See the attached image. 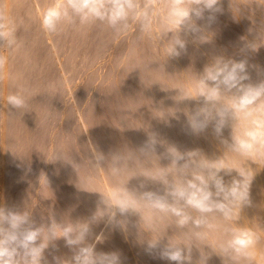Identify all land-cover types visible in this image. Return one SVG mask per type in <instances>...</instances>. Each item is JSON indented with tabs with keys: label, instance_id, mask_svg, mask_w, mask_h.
I'll return each instance as SVG.
<instances>
[{
	"label": "rangeland",
	"instance_id": "obj_1",
	"mask_svg": "<svg viewBox=\"0 0 264 264\" xmlns=\"http://www.w3.org/2000/svg\"><path fill=\"white\" fill-rule=\"evenodd\" d=\"M150 2L155 10L150 33L138 24L118 33L106 22L77 21L51 34L41 26L43 13L67 0H0V13L11 19L16 39L12 48H0L7 58L0 68V207L32 216L45 246L53 219L68 227L89 223L87 242L98 252L121 253L124 264L164 262L145 251L157 240L192 243L185 264H264V157L244 156L222 143L242 135L253 120L264 121V98L251 115L229 121L221 136L211 127L199 134L188 128L189 115L203 106V98H197L199 81L211 63L221 57L246 59V83L264 81V0H219L216 21L211 26L197 21L201 34L184 36L187 52L179 59L168 58L167 52L179 36V27L166 22L171 0ZM194 3L184 0L186 7ZM14 94L24 96L23 108L8 105ZM232 99L224 94L220 103ZM153 135L156 151L142 155L140 148ZM175 148L186 159L187 154L202 162L219 159L220 166L231 169L220 172L226 182L244 175L251 203L237 207L230 220L210 214L211 229H194L179 227L172 214L154 212L141 199L137 212L117 215L107 226L117 190L163 194L162 173L171 182H183L167 154H177ZM94 153L102 156V167L95 166ZM118 160L121 170L114 173ZM184 172L193 174L192 169ZM234 228L251 230L258 238L251 259H230L221 251L229 238L226 230ZM197 231H206L207 238H196ZM62 235L58 225L56 237ZM43 256L42 264H55L53 256L69 260L72 251L61 238Z\"/></svg>",
	"mask_w": 264,
	"mask_h": 264
},
{
	"label": "clouds",
	"instance_id": "obj_2",
	"mask_svg": "<svg viewBox=\"0 0 264 264\" xmlns=\"http://www.w3.org/2000/svg\"><path fill=\"white\" fill-rule=\"evenodd\" d=\"M219 0H195L191 7H186L184 0H171L168 7L166 22L179 27V36L169 45L168 58L179 59L187 52V41L184 36L201 34V27L197 21L207 20L209 26L217 19L216 14L221 11ZM207 13V15H205ZM155 10L150 0L141 4L139 0H67L66 4L49 7L41 18L42 28L51 34L63 30L66 23L79 22L81 25L96 21L106 22L118 33H126L133 24H138L140 31L150 33L153 27ZM183 34V35H182ZM202 35H199V38ZM16 43L11 19L0 13V48H12ZM7 62L4 55H0V68ZM246 59H231L221 57L218 62L211 63L205 68L199 81L203 106L196 107L188 117V128L192 134H199L212 128L217 136L222 135L224 127L229 121L239 119L241 114L251 115V110L258 106L264 98V81L253 84L248 73ZM230 94L233 99L230 104L220 103V97ZM12 109H21L26 100L23 95L14 94L7 98ZM157 139L151 136L140 148L142 155H150L156 151ZM232 151L244 156L264 157V121L256 119L252 126L242 135L233 136L231 142L222 141ZM176 149V148H175ZM177 154H167L181 171L184 179L181 183L168 180L167 174L162 173L160 180L165 185L163 194L145 191L139 196L135 192L117 190L114 193L115 203L111 205L108 225L116 220V216H124L129 212H137L136 205L143 201V206L158 213H170L177 218L179 227L191 225L194 229H211L209 215L219 213L226 220L232 219L237 207L249 205L250 184L242 179L233 178L226 182L220 175L222 170H231L219 165V159L202 162L199 159L185 155L176 149ZM92 159L96 167H102V156L93 154ZM123 159V157H120ZM180 161L184 163L180 164ZM185 169H192L188 175ZM121 170L119 160L114 163L113 172ZM143 187V185H141ZM131 197V198H129ZM186 208L199 213L193 217ZM59 225L63 235L56 237V227ZM121 229L126 226L117 222ZM229 238L221 244V251L230 259H251V249L258 238L251 230L234 228L226 230ZM91 232L90 224L72 227L58 224L53 219L47 227V239L50 243L45 246L41 240V227L36 225L32 216L10 208L0 207V264H42L44 251L49 245L63 239L65 246L72 251L69 260H61L53 256L55 264H124L121 253L117 251H96L95 244L87 242ZM196 238L206 239V231H197ZM192 243L170 244L157 240L147 243L145 251L152 255L158 254L159 259L185 264L191 260Z\"/></svg>",
	"mask_w": 264,
	"mask_h": 264
},
{
	"label": "bare ground",
	"instance_id": "obj_3",
	"mask_svg": "<svg viewBox=\"0 0 264 264\" xmlns=\"http://www.w3.org/2000/svg\"><path fill=\"white\" fill-rule=\"evenodd\" d=\"M263 218H264V215H263ZM264 222V221H263ZM180 240V239H179ZM257 251V250H256ZM131 257V256H130ZM262 258V257H261ZM158 260V259H157ZM164 262H161L162 264H170V261L168 262V260L166 261V260H163ZM166 261V262H165ZM158 262V261H157ZM160 262V261H159ZM158 262V263H159ZM126 263V262H125ZM130 263V262H129ZM160 263V264H161ZM128 264V263H127ZM148 264V263H147ZM150 264V263H149Z\"/></svg>",
	"mask_w": 264,
	"mask_h": 264
}]
</instances>
